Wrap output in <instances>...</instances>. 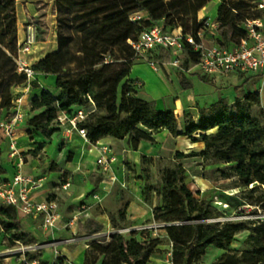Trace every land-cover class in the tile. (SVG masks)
Wrapping results in <instances>:
<instances>
[{
	"label": "trees",
	"instance_id": "trees-1",
	"mask_svg": "<svg viewBox=\"0 0 264 264\" xmlns=\"http://www.w3.org/2000/svg\"><path fill=\"white\" fill-rule=\"evenodd\" d=\"M219 1L215 19L219 28L227 27L228 31L220 32L216 42L225 46L236 44L246 35L243 22L260 15L253 9L255 0ZM15 2L0 0V109L10 108L15 95L12 88L25 81L24 75L16 72L13 59L17 50ZM184 3L185 0H55L61 29L57 33V49L32 67L54 76L53 87L59 92L54 95L42 89L35 95L31 109L44 110L32 117L30 123L49 136L56 129L50 125L59 113L71 115L80 106H92L79 124L85 128L90 142L104 137H127L129 149L136 150L141 141H152L153 135L163 130L171 136L201 142V150L189 154L176 152L175 156H199L226 163L219 170L220 177L236 178V186L242 188L234 196L241 201L237 209L243 211L248 207L255 218L216 220L219 214L211 200L195 197L186 186L182 165L164 168L161 203L154 211V219L172 217L175 221L164 226L171 242L172 264H198L210 247L226 251L240 232H247L244 243L251 247L245 255L248 263L264 264V121L250 113V108L260 103L259 90L237 88L232 104L219 97L208 108L199 109L197 120L187 121L179 131L173 110L157 109L153 101L135 96L137 90L128 78L134 63L128 41L136 39L143 28L160 24L165 31H173L175 28H167L164 23L167 20L180 28L182 35L190 34L198 41L197 32L204 22L190 12L184 13ZM201 3L202 0H191L186 9L193 11L191 5L199 9ZM140 10L147 13L146 19L139 23L131 21L129 15ZM183 52V66L188 68L197 61V53L188 44ZM244 82L247 84V79ZM181 85L186 87L184 80ZM141 161L150 162L151 157L142 155ZM143 171L150 174L147 168ZM152 190L151 184L145 182L144 200ZM17 213L11 206L0 210V214L12 220ZM121 216L124 218V214ZM109 218L115 226L113 216ZM160 244L158 238L143 237L135 230L129 232V237L113 234L107 242L96 239L89 243L84 264H94L101 256V264H146Z\"/></svg>",
	"mask_w": 264,
	"mask_h": 264
},
{
	"label": "rangeland",
	"instance_id": "rangeland-1",
	"mask_svg": "<svg viewBox=\"0 0 264 264\" xmlns=\"http://www.w3.org/2000/svg\"><path fill=\"white\" fill-rule=\"evenodd\" d=\"M219 0H202L201 6L193 8V14H196V18L199 21H208L215 23L219 32L228 31V28H219L216 22V5L219 4ZM191 0H185L182 6V10L185 13H189L186 9L189 7ZM29 4L31 6V14L26 15L27 24H32L37 31L36 40L43 39L47 33L56 35L61 32L58 12L55 5V0H18V6ZM198 7V6H196ZM186 9V10H185ZM181 14H184L180 10ZM167 28L177 29L175 24L168 23L164 20ZM17 25V20H16ZM64 35L67 34L66 30H62ZM158 70L154 71L146 66H139L136 68L135 73L143 75L146 79L145 86L142 89L137 88L140 92V97L145 98L148 96V89H150L156 95L165 94V96L158 97L159 104L168 100V94L165 92L168 89L173 95L178 91L177 82L169 81V75L165 74L159 64H157ZM171 68V67H170ZM172 67L171 70L175 73L177 80L182 77V73L186 74L180 68ZM168 72V71H167ZM36 73H41L43 76H37ZM132 74V72L130 73ZM226 76H233L231 79L223 83V89L225 90L224 98L228 102L229 99H234L238 90L252 91L259 89L260 81H256L257 85L244 82V77L238 74H229ZM237 80L236 85H231L233 81ZM49 76L42 72L35 70V75L30 81V86L26 89L27 82L14 86L12 91L14 94L23 95L22 111L24 119L20 123L18 135V147L25 150L23 153L24 162L23 172L33 176H43V186L50 187L51 198H57L61 202L65 201V198H61L58 193H61L62 184L65 179L70 176V172L77 165L80 166L81 178L74 180V185L82 187L83 192L76 194V201H73L74 205L78 202L84 201L87 205L84 209H89L92 212H98L99 209H106L109 211V217L113 216L114 224H111L110 232L102 235H96L90 238L84 239L88 245L91 241L96 239H102L108 241L113 234H122L129 237V232L134 229L136 232H141L143 237L158 238L160 245L157 246L158 250L153 254L155 256L162 257L166 251L171 248V242L165 235L164 226L170 223H174L172 217L166 219H154V211L160 205L159 191L161 189V175L164 168H173L177 164H181L184 168V182L186 186L192 191L195 197L208 198L212 204L217 208L219 216L216 220H241L252 219L255 215L250 212V208L246 207L243 211H239L237 207L241 204L240 199L235 198V194L242 190L236 186V178L231 177L223 179L220 177V169L224 168L227 164L220 160L214 159H202L199 156H186L177 158L176 152L183 154H189L191 152H197V142H192V138L185 136H173L174 138L167 137L159 134L157 140L153 137L152 141H143L147 144L148 148L155 150V157L151 158L150 162L143 163L141 161V151H138L139 158L135 161L123 157V154L118 152L119 148L114 147V154L119 157L116 158L118 163L112 174L115 176L114 181H108L102 176L93 174V172H99L95 163L94 152L88 153V147L90 145H83V141L77 136H68V133L62 128L58 127V123L55 121L50 125L51 128H56L55 131L47 136L40 130H37L31 125L30 119L44 109H31V101L38 95L42 89L49 90L52 94L56 95L59 89L53 88L49 83ZM164 82V83H163ZM210 85H214L213 82H209ZM165 84V85H164ZM180 88L182 87L179 81ZM166 87V88H165ZM166 90L165 92H163ZM231 92L230 96L226 93ZM138 97V92L135 93ZM170 96V95H169ZM220 97L222 95L220 94ZM229 103V102H228ZM230 104V103H229ZM232 104V103H231ZM160 107H165L159 105ZM173 110L172 108H169ZM10 112L8 109H0V120L4 119ZM174 114L176 112L173 110ZM250 113L253 117H257L264 121V89L260 92V103L250 108ZM178 123H180V129H184L187 121H194L191 113L187 110H183L182 113H177ZM197 120V119H196ZM197 137V134L195 135ZM197 139H199L197 137ZM4 138L0 132V183L9 179V177L15 171L12 160L7 155V150L3 145ZM127 137L123 138L127 146ZM202 144V143H201ZM122 146V145H121ZM203 146V145H202ZM31 148V149H30ZM202 148V147H201ZM120 150V149H119ZM146 149H143L144 151ZM113 151V150H112ZM134 152H132L133 154ZM88 162V165H87ZM143 168H147L150 172L147 175ZM87 181L89 182L87 184ZM148 182L151 184L153 190L150 192L147 200H144L143 190L144 184ZM72 186L70 188L73 191L78 186ZM106 187V193L103 190ZM65 193V196L70 197L69 193ZM96 193L100 200H96L92 195ZM78 195V196H77ZM230 195V196H229ZM66 197V199H67ZM72 204V201H68ZM0 201V210L5 208ZM140 210L142 214L138 222L126 220L128 211ZM59 212V210H58ZM121 214H124L122 218ZM78 218V215H75ZM74 217V216H73ZM64 218H67L65 215ZM78 224V231L76 235H84L101 228H96L94 224L86 221L80 222V219H76ZM32 228V224H35ZM22 216L19 213L16 214L14 220L6 218L0 214V264H65V260L58 253L62 248V244L58 241H52L50 233L44 232L39 226V218L36 221ZM6 224H14L12 228H8ZM139 227H146L145 229L136 230ZM61 229V228H60ZM126 229V230H125ZM129 230V231H128ZM35 231V232H33ZM57 232L55 238L60 239L63 236H69L65 230H54ZM247 233V232H246ZM245 232H240L235 237L234 242L230 248L226 251H218L210 247L207 249L205 255L201 258L198 264H249L246 258L247 251L251 249L248 244L244 243ZM75 238L74 236H72ZM76 241V240H75ZM74 241V242H75ZM67 244V243H66ZM123 264V263H122Z\"/></svg>",
	"mask_w": 264,
	"mask_h": 264
},
{
	"label": "built area",
	"instance_id": "built-area-1",
	"mask_svg": "<svg viewBox=\"0 0 264 264\" xmlns=\"http://www.w3.org/2000/svg\"><path fill=\"white\" fill-rule=\"evenodd\" d=\"M253 4V9L259 11L260 15L255 18H248L243 22L246 35L236 44L225 46L215 42L206 45L202 40L204 31L208 30L212 33L217 31L216 24L208 21H205L203 27L197 32L198 41L190 34L182 35L181 31L175 32L174 30L165 31L160 24H156L143 28L136 39L128 41L133 51V59L134 61H145L152 70L157 71V64L159 63L151 59L149 53L158 49L168 54L170 66L184 71L183 51L184 46L188 44L192 51L197 53V61L190 67L197 68L203 74L226 75L229 73L260 72L264 75V0H255ZM146 17L147 13L142 10L129 15V19L135 23L143 22ZM36 34V28L32 24H27L22 39L17 41V50L13 57L16 72L25 77L26 89L30 86V81L35 75V69L27 62L24 55L31 52L36 42ZM133 84L136 90L141 87V82L138 80H133ZM261 90L262 85L259 92ZM22 105L23 95L15 94L9 108V114L0 120V132L6 141L7 155L12 160L15 169L9 179L0 183V201L6 206L15 208L22 216L39 217L42 230L52 233L59 219L58 205L53 199L34 201L33 194L43 186L44 177L23 172L24 151L18 147V128L24 119ZM91 108L92 106L90 108L80 106L71 115L61 112L58 114L56 122L68 135L75 132L98 151L99 154L95 160L98 173L108 181H114L115 176L112 174L111 164L116 161V155L111 147L90 142L86 136L85 128L79 126L86 119L92 110ZM67 186L68 183H65L62 188L65 189ZM103 190L106 193V187H103ZM92 196L96 200H100L96 193ZM85 207L84 205L82 208ZM76 219V216L72 218L73 221ZM145 228L139 227L136 230ZM73 241L74 238L64 240V242L69 243ZM165 262L172 264L170 250L165 253Z\"/></svg>",
	"mask_w": 264,
	"mask_h": 264
},
{
	"label": "crops",
	"instance_id": "crops-1",
	"mask_svg": "<svg viewBox=\"0 0 264 264\" xmlns=\"http://www.w3.org/2000/svg\"><path fill=\"white\" fill-rule=\"evenodd\" d=\"M218 4L216 5V9H217ZM31 6H29V4H23L21 6H18V0H16L15 2V14H16V20H17V41H20L23 37V33H24V29L25 26L27 25V19H26V15L31 14L32 10H31ZM189 15H192L193 11L192 9H189ZM196 16V14H193ZM216 17V16H215ZM215 24V23H214ZM175 32H179L181 31L180 28L174 29ZM220 32L217 30L216 32H209L208 30L204 31V36L202 38L203 42L206 45H210L216 42V39L219 38ZM46 37H44L43 39L40 40H36L35 45L32 47V50L29 54L24 55L25 58L27 59V62L31 65L35 64L36 62H38L39 60H41L42 58H44L47 54L53 53L54 51H56L57 49V40H56V35L52 34V33H47L45 35ZM149 57L155 61H157L161 68L163 69V71L165 72V74L169 75V81H175L177 82V86H178V91L174 92L173 95L171 94V92L168 91V89L166 88V90H164L163 92H165L166 94H168V100L166 102H162L161 104H159V99L158 97L165 96V94H162V92H160V94L156 95L155 93H153L150 89H148V96L145 98L140 97V90L137 91L138 92V97L146 100V101H153L155 103V106L157 109H169L172 108L176 114V118H177V113H182L183 110H187L189 113H191L192 117L194 118V121H196L197 117H198V110L199 109H206L208 108L211 104L215 103L219 97L220 94L222 95V97L224 98V93L225 90L223 89V83L229 81L231 79V77L233 76H226L229 74H235V73H229L226 75H219V74H211V75H207V74H203L201 73L197 68L194 67H188V68H184V73H182V70L180 69L181 73H182V77L177 80V77L175 75V73L172 72L171 68L172 66H170L168 64L170 57L168 56V54H166L165 52H163L162 50H153L152 52L149 53ZM139 66H146L149 69L152 70V68L145 62L142 60H137L134 61L132 67H131V71L132 74L129 73L128 78L132 79V80H138L141 82V87L139 89L144 88L145 86V82L146 79L143 75L139 74V73H135V70L137 67ZM165 66V68H164ZM171 67V68H170ZM176 68V67H174ZM173 68V69H174ZM168 71V72H167ZM38 72V71H37ZM238 75H241L244 77V79H247V83L249 84H255L257 85L256 81H260V85L258 86V88L261 87L262 85V90L264 89V75L260 72H247V73H236ZM37 76H43L41 73H36V78ZM49 76V83H51L52 87L54 86V76L51 75H47ZM181 80H184V84L186 85V87H181L179 86V81L181 83ZM209 82H213L214 85H210ZM237 80L233 81V83H231V85H236L237 84ZM164 83V82H163ZM165 85V84H164ZM54 88V87H53ZM259 90V89H258ZM228 96H230L231 92L229 91L228 93H226ZM170 95V96H169ZM235 101L234 99H229V103H233ZM159 105L165 106V107H160ZM177 123H178V119H177ZM181 125L180 123H178V130L182 131V129H180ZM19 130V128H18ZM159 134H161L162 136L165 135L167 137H171L174 138L173 136H171L166 130L160 131L156 134L153 135V137H155V140L158 139ZM77 136L78 138H80L81 141H83V139L77 135L75 132L71 133L70 136ZM69 136V135H68ZM180 137V136H178ZM19 138V135H18ZM19 140V139H18ZM147 142V141H145ZM141 141L137 147L136 150H131L129 149V147L127 146L126 142L123 141V139H115L112 137H104L100 140L97 141L98 144H102V145H108L111 147V149L114 152V147L118 149V152L123 154V157L127 158L128 161L129 159L132 160H137L139 158V153L138 151H141V155H145L148 157H155V150L148 148L147 144ZM88 143L83 141V145L86 146ZM3 145L5 147V149L7 150V145H6V141L3 140ZM90 145V144H88ZM122 145V146H121ZM197 149H202L201 147H203L201 144V142L196 144ZM31 149V148H30ZM143 149H146L144 151H142ZM22 151H25L23 149V147H21ZM88 153H90L91 151L94 152L95 158H97L98 156V151L91 147H88ZM132 152H134L132 154ZM119 157V153H117L116 158ZM119 160L116 159L115 162H113L111 164V170L113 172V170L116 168V164L118 163ZM26 164V163H25ZM88 165V162H87ZM80 166L77 165L75 168H73L70 172V176L67 177V179H65L64 183H68V186L62 190L61 193H58V195L61 198H65V201L61 200L57 202V198H51L50 194H52V192H50V187L42 186L39 190H37L34 194H33V199L34 201H42V200H47V199H53L56 201L57 205H58V210H59V219L56 223V227L54 228V230H65L67 231V233H70L69 236H63V238L61 237L60 239H56L55 236L57 235V232H54V230L52 231V233H50V237L52 239V241H58L60 244L64 242V240L66 239H70L73 238L72 236H74V241L69 243V242H65L62 245L61 250H59V254L60 256L63 258V260H65V264H84V255H85V251L88 247V243L87 241H84V239L87 240V238L96 236V235H102V234H106L108 232H110L111 228V222H110V218H109V211H107L106 209H99L98 212H92L89 209H84L82 208L84 205L86 206L87 204L82 201V202H78L77 205H74L73 201H76L75 198L78 199V197H76V194H78L79 192H83L82 187L78 186V188H75L73 191L70 190V188L72 186H76L74 185L73 181L74 180H78L81 178L80 175ZM93 174L96 175H100L102 176L100 173L98 172H93ZM103 178V176H102ZM75 182V181H74ZM89 182L87 181V184ZM62 184V185H63ZM76 186V187H77ZM63 189V188H62ZM63 192H67L69 193L70 197L65 196V193ZM78 196V195H77ZM67 197V199H66ZM69 200L72 201V204H69ZM142 214V212L140 210H136V211H131L129 210L127 213V218L126 220H131L134 222H138L140 215ZM65 215H67V218H64ZM78 215L77 219H80V222L86 221L91 224H94L96 226V228H101L99 230L93 231L91 233H86L84 235H76V230L78 231V224H77V220L73 221L72 218L73 216ZM26 218L31 219V221H36L37 218L32 217V216H26ZM37 223L35 222V224H32V228H34V225H36ZM39 226H40V219H39ZM38 226V225H36ZM61 228V229H60ZM35 232V231H33ZM246 233V232H245ZM238 235V234H237ZM247 235V233H246ZM245 235V236H246ZM244 236V237H245ZM67 243V244H66ZM216 249V248H215ZM218 251H223V250H218ZM103 257L101 256L94 264H101ZM126 264V263H123ZM146 264H167L165 262V255H163L162 257H158L155 255H152L149 259V261Z\"/></svg>",
	"mask_w": 264,
	"mask_h": 264
}]
</instances>
